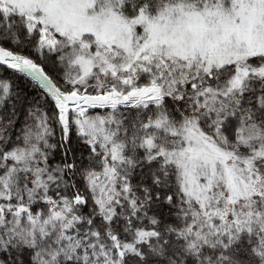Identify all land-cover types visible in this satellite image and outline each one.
<instances>
[{
	"label": "snow or ice",
	"instance_id": "6c2138e0",
	"mask_svg": "<svg viewBox=\"0 0 264 264\" xmlns=\"http://www.w3.org/2000/svg\"><path fill=\"white\" fill-rule=\"evenodd\" d=\"M0 264H264V0H0Z\"/></svg>",
	"mask_w": 264,
	"mask_h": 264
}]
</instances>
